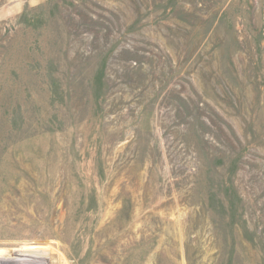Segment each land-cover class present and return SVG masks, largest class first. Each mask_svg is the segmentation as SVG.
I'll return each mask as SVG.
<instances>
[{"label":"rangeland","instance_id":"1","mask_svg":"<svg viewBox=\"0 0 264 264\" xmlns=\"http://www.w3.org/2000/svg\"><path fill=\"white\" fill-rule=\"evenodd\" d=\"M0 248L264 264V0H0Z\"/></svg>","mask_w":264,"mask_h":264},{"label":"bare ground","instance_id":"2","mask_svg":"<svg viewBox=\"0 0 264 264\" xmlns=\"http://www.w3.org/2000/svg\"><path fill=\"white\" fill-rule=\"evenodd\" d=\"M4 241H7L8 243H12V244H14V243H16L17 241L15 240V239H13V238H10V239H2L1 240V242H4ZM30 240H28L27 241V244H33V242H31ZM28 247V246H27ZM1 249V248H0ZM9 249H10V247H9ZM3 250V249H2ZM22 253H27V255H28V248H26V246H24L23 248H22ZM10 254H11V252L10 253H7V254H2V253H0V264H9V261H8V257H10ZM23 264H32L31 263V260L30 259H26V260H24L23 261Z\"/></svg>","mask_w":264,"mask_h":264}]
</instances>
